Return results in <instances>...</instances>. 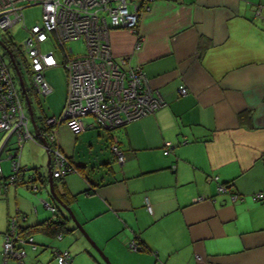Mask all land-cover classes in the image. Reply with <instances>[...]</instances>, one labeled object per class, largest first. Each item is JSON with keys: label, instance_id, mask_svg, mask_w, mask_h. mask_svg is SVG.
<instances>
[{"label": "crops", "instance_id": "0c3cea01", "mask_svg": "<svg viewBox=\"0 0 264 264\" xmlns=\"http://www.w3.org/2000/svg\"><path fill=\"white\" fill-rule=\"evenodd\" d=\"M108 40L164 104L111 130L92 116L78 134L59 123L75 171L53 178L56 193L111 264H264V193L254 198L264 189V0H145L136 30L113 28ZM17 144L0 131V264H18L2 252L12 216L37 245H22L24 264H58L55 250L70 264H106L50 194L40 140L22 141L15 158L37 173L11 180ZM64 217L60 237L39 225Z\"/></svg>", "mask_w": 264, "mask_h": 264}, {"label": "built area", "instance_id": "2783aa9c", "mask_svg": "<svg viewBox=\"0 0 264 264\" xmlns=\"http://www.w3.org/2000/svg\"><path fill=\"white\" fill-rule=\"evenodd\" d=\"M143 2L145 0H0V32L8 31L17 22H21L28 32L19 49L26 59L32 92L37 97L51 93L52 88L45 78L47 69L61 65L66 71V97L58 119L46 117L41 120L43 136L49 144L53 177L73 168L58 144L55 128L59 123L64 122L74 134H78L85 128L83 118L91 115L99 127L111 130L163 106L162 97L150 87L140 67L128 66L124 58L121 63L115 61L108 40L113 28L136 30ZM33 4L42 5V21L27 27L23 8ZM49 35L54 41V49L43 51L41 45ZM79 39L84 42L85 50L72 55V48L67 47V43ZM1 44L0 37V49L4 51H0V131L17 136V148L11 156V180L14 181L21 178L26 169L15 159L21 142L28 139L38 142L39 139L29 129L30 119L24 110L21 90L15 83L14 68L9 56V61L5 60L7 52ZM186 91L180 86L179 93L185 94ZM111 151L118 162H123L124 154L117 145L113 144ZM228 190L229 186L218 183V192ZM263 193L264 189L255 193L254 198H261ZM237 197L232 193V200ZM44 205L53 209L47 202ZM147 208L150 209L148 205ZM17 220V216L9 219L2 252L4 259L15 258L18 264H24L22 245L36 246L31 235L18 232ZM130 247L138 248L134 242ZM54 257L58 264H70L67 250H55Z\"/></svg>", "mask_w": 264, "mask_h": 264}, {"label": "rangeland", "instance_id": "374dc122", "mask_svg": "<svg viewBox=\"0 0 264 264\" xmlns=\"http://www.w3.org/2000/svg\"><path fill=\"white\" fill-rule=\"evenodd\" d=\"M42 12H43L42 5L40 4H33V5L25 6L23 8V20L26 26L31 27L34 24H40L42 21ZM8 30L9 31L6 34L0 32V37L6 40L12 39L13 42L16 44V46L20 48V46L23 44L26 37L28 36L27 30L22 27L21 22L15 23ZM54 46H55L54 41L51 35H49L48 39L42 43L41 48L43 51H48V50L54 49ZM67 47H71L74 54L83 53V51L85 50L84 42L80 39L69 41L67 43ZM0 51L4 52L2 48L0 49ZM4 57H5V60L8 62L9 58H8L7 53L6 55H4ZM17 59L18 61H20V55L17 57ZM45 73H46L47 82L50 84L52 88L51 93L46 96L37 97L29 92L32 111H33L35 119L38 122H39V116H42V115H47V117L52 116L58 119V116L60 115L63 104H64L63 99L65 98V95H66V71L64 67L61 65H56L46 70ZM22 74H23L24 84L26 85L27 88L29 87V90H30V84H31L30 78L27 75L24 68H22ZM15 83H16L17 88H20L17 78H15ZM23 106H24V110L26 114L28 115V110H27L25 100L23 101ZM88 116H91V115H88ZM29 129L32 130L31 123H29ZM46 154H47L46 151L43 150L44 160L43 162H41V164H37L36 167L38 169H43V166L45 168L46 160H47ZM25 156H26L25 151H23V157ZM33 165L34 164H30L31 167ZM41 248H42L41 246H38V249H41ZM54 260H56L55 257H54Z\"/></svg>", "mask_w": 264, "mask_h": 264}, {"label": "water", "instance_id": "95a60500", "mask_svg": "<svg viewBox=\"0 0 264 264\" xmlns=\"http://www.w3.org/2000/svg\"><path fill=\"white\" fill-rule=\"evenodd\" d=\"M1 46L5 49V51L7 52L12 65L14 66V69L16 71L17 77H18V81H19V85L22 88L23 92H24V85H23V80L21 78V74L19 72V70L17 69V67L15 66L14 63V58L12 53L10 52V50L5 46V44H1ZM26 106H27V110H28V115H29V119H30V123L32 125L33 128V133L34 135L42 142V146L44 147L46 153H47V160H46V178L48 180V184H49V191L50 194L52 195L54 201L56 203H58L61 207H63V209L67 212L68 214V218L73 222V228L71 230H75L77 229L82 236L87 240V242L101 255V257L103 258V260L105 261L106 264H111L109 262V260L102 254L101 250L98 248V246L93 242V240H91V238L88 236V234L85 232V230L83 229L81 223L77 220V218L75 217L73 211L71 210V208L69 207V204L64 202L63 198H61V195H58L56 193V191L54 190V186H53V176H52V168H51V157H50V151H49V144L47 142V139L45 138V136H43V127H42V123L41 120H39L40 122H36L34 116H33V112L31 109V102L28 98V96H26ZM42 129V130H41ZM29 171H32V173L36 174L37 171L32 167V168H26L23 170V172L21 173V178L20 179H24V175L26 174V172L29 173ZM31 174H28L27 179H35V177ZM38 178V177H37Z\"/></svg>", "mask_w": 264, "mask_h": 264}, {"label": "trees", "instance_id": "16d2710c", "mask_svg": "<svg viewBox=\"0 0 264 264\" xmlns=\"http://www.w3.org/2000/svg\"><path fill=\"white\" fill-rule=\"evenodd\" d=\"M9 31V30H8ZM8 31H5L4 33L6 34ZM2 40V43L5 44V46L10 50V52L12 53L13 55V58H14V62H15V66L17 67V69L19 70L20 74H21V78L23 80V74H22V68H24V70L26 71L27 75H29V72H28V68L26 67L27 66V63H26V59L25 57H23L21 55V51L19 49L18 46H16V44L13 42L12 39H3L1 38ZM20 55V61H18L17 57ZM14 68V66H13ZM15 71V69L13 70ZM13 75H14V78H17V74H16V71L15 73L13 72ZM23 85H24V92L22 90V88L20 87V90H21V95H22V99L25 100L26 102V96H28L29 100H30V93H32L34 96H36L33 92H32V88L30 86V90H29V87L27 88L26 85L24 84V81H23ZM20 86V85H19ZM34 116V114H33ZM47 116H39V120H42L43 118H46ZM35 118V117H34ZM36 120V119H35ZM37 121V120H36ZM40 122V121H39ZM42 123V121H41ZM42 130V129H41ZM34 169L37 171V168L34 167ZM73 171H75V168L73 167L72 168ZM71 170V171H72ZM70 171L66 172L65 174L59 176V177H53V178H57V179H61L63 178L64 175L68 174ZM15 181V180H14ZM227 186H229V182H226V183H223ZM64 219V220H63ZM62 220H59L58 218L56 220H45L43 221L42 223H40L39 225L47 230V232H50L51 234H56V236L60 237L61 236V233L60 232H64L65 230H68L70 231V229H68V227L66 226V221L67 218L64 217ZM38 226V225H37ZM21 231H19L20 233ZM21 234V233H20ZM22 235V234H21ZM30 234H27L26 232L24 233V236H28ZM54 253V252H53Z\"/></svg>", "mask_w": 264, "mask_h": 264}]
</instances>
